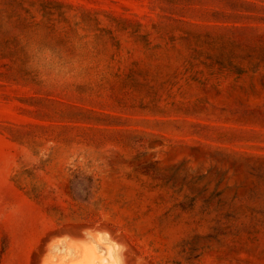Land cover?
Listing matches in <instances>:
<instances>
[{"label": "rangeland", "instance_id": "rangeland-1", "mask_svg": "<svg viewBox=\"0 0 264 264\" xmlns=\"http://www.w3.org/2000/svg\"><path fill=\"white\" fill-rule=\"evenodd\" d=\"M101 224L264 264V0H0V264Z\"/></svg>", "mask_w": 264, "mask_h": 264}, {"label": "bare ground", "instance_id": "bare-ground-1", "mask_svg": "<svg viewBox=\"0 0 264 264\" xmlns=\"http://www.w3.org/2000/svg\"><path fill=\"white\" fill-rule=\"evenodd\" d=\"M102 224L81 233L54 234L46 245L42 264H126L124 252L130 245L125 248L121 239L118 241Z\"/></svg>", "mask_w": 264, "mask_h": 264}, {"label": "crops", "instance_id": "crops-1", "mask_svg": "<svg viewBox=\"0 0 264 264\" xmlns=\"http://www.w3.org/2000/svg\"><path fill=\"white\" fill-rule=\"evenodd\" d=\"M59 233H60V235H63V234H64V232H63V233L59 232ZM59 233H58V234H59Z\"/></svg>", "mask_w": 264, "mask_h": 264}, {"label": "trees", "instance_id": "trees-1", "mask_svg": "<svg viewBox=\"0 0 264 264\" xmlns=\"http://www.w3.org/2000/svg\"><path fill=\"white\" fill-rule=\"evenodd\" d=\"M89 180H90V182H93V179L90 178Z\"/></svg>", "mask_w": 264, "mask_h": 264}]
</instances>
